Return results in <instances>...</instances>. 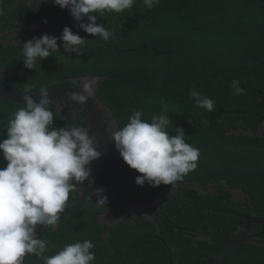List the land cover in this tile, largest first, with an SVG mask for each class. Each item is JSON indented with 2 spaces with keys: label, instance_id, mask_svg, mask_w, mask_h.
<instances>
[{
  "label": "trees",
  "instance_id": "trees-1",
  "mask_svg": "<svg viewBox=\"0 0 264 264\" xmlns=\"http://www.w3.org/2000/svg\"><path fill=\"white\" fill-rule=\"evenodd\" d=\"M10 1L11 5L5 7L7 10L17 0ZM232 6L248 13L246 30L234 41H231L234 23L233 26L227 23L232 19L227 14L233 12ZM43 8L45 17L40 15L43 22L55 29L68 24L62 32L66 35L57 39L63 43L55 42L51 32H46L37 37L36 43L24 48L2 47L7 54L0 53V70L18 74L13 81L7 79V83L18 91L33 93L73 76L106 75L98 96L114 110L121 123L135 121L139 127L131 143L144 141L139 150L145 154L143 160L149 168V176L163 167L166 170L160 185L150 182L149 191L139 197L142 202L151 203L155 197L164 194V200L172 208L164 207L156 218L159 228L150 222L138 224L140 227L134 232L139 234L137 237L161 236L172 252L180 250L171 237V234H178L171 222L189 231L197 230L211 219L214 210L230 211L237 205H228V195L219 188L217 191L221 196H200L190 189H180L168 197V192L182 183L207 187L212 179L218 183L220 180L231 182L258 156L264 162V136L252 139L226 134L235 126L236 115L229 113L250 108L258 102L259 96L251 89L264 93V0H54ZM88 17L93 21L84 26ZM71 20L74 24L70 25ZM93 35L102 36L103 40L92 38L84 47L100 44L107 50V58L96 67L85 63L80 43ZM212 41L216 43H210ZM226 43L242 44L228 46ZM217 46L232 54L231 60H226ZM73 49L81 50L77 53ZM215 53L219 59L226 60L225 66L216 64ZM92 54L98 57L95 48ZM30 62L35 71L43 66L53 70L38 79L32 74L35 71H28ZM263 120L264 107L246 114L242 125L256 132ZM59 122L62 123L60 117L50 105L34 109L0 99V229H4L7 219L20 220L22 211L18 199L22 197L27 203L32 196L26 194L33 190L32 181L38 175L22 161V154L29 145L25 143V136L37 128L41 132L40 143L47 146L42 138L60 128ZM146 168L142 169L143 175ZM259 178H252L253 195H256L255 185ZM132 179L136 180L135 175ZM260 193L264 194V185ZM211 220L218 234L213 239L222 238L218 243L223 251L230 243L236 220L227 215H215ZM22 231L24 229L16 223L14 235L7 240L5 233L0 232L3 238L0 264H7L4 249H8V245L18 251L20 264H32L24 251L29 249L33 255L37 247ZM99 234L100 230L92 224L88 228L78 224L71 231L69 242L79 237L86 241L79 242L76 258L83 252L79 247L86 245L87 249V243H90L87 239L99 241ZM180 239L185 249V261L201 253L196 244L183 236ZM46 242L45 239L40 246H45ZM153 247V254L166 264L165 246L154 241ZM210 248L207 243L203 246L205 252ZM178 258L183 261L180 255ZM242 259L238 256L237 263ZM146 260L148 264L155 261ZM82 261L87 264L115 263L111 255L98 259L86 257V253Z\"/></svg>",
  "mask_w": 264,
  "mask_h": 264
},
{
  "label": "flooded vegetation",
  "instance_id": "flooded-vegetation-1",
  "mask_svg": "<svg viewBox=\"0 0 264 264\" xmlns=\"http://www.w3.org/2000/svg\"><path fill=\"white\" fill-rule=\"evenodd\" d=\"M19 2L20 7L16 12H12L9 15L4 14V16L0 15L1 55L7 54L5 49H21L28 44L35 43H29L28 41L36 38L33 28L43 24L40 10L38 9L40 0H17L14 6ZM9 5H11L10 0H0V11L7 12L8 10L4 8ZM44 32H49V29ZM29 65H31L29 72L36 70L32 68V62ZM41 68L32 73L38 79L45 77L47 71L52 72L53 70V68H46L45 66ZM17 75V73L10 72L7 79H14ZM72 107L75 109L74 128L72 132L66 134L63 140H58L60 141L59 143H53V153L48 155L54 169L34 177L32 181L33 190L26 194V196L30 195L32 197L28 199L27 203L22 197L18 199L19 207L22 211L20 220L15 222L6 218L7 223L3 226L4 229H0V232L5 233L7 240L14 235L16 223L19 224L24 229L22 231L24 236L34 241L37 247L35 255H31L29 249L24 251L26 259L31 260L32 264H40L43 259V264H46L47 261H55V264H74L76 248L84 238L79 237L69 242L70 233L76 229L78 224H83L86 228L92 224L94 228L100 230L99 241L87 239L90 241V246L88 247L92 249L96 246L100 251L105 249L112 256L115 261L114 264H131V261H134L133 264H148L146 259H155L153 264H162L163 259L153 254L155 253L153 243L157 241L163 244L164 238L157 235L137 237L139 234L134 231L137 228L135 221L140 219L139 216L149 215V213L153 212V209L150 208L140 213L142 210H137L135 203H140L142 206L151 204L142 202L139 196L149 191L150 182L155 181L160 185L166 173L165 167L160 171H152L149 176V168H146L145 160H143L145 154L139 150L142 147L140 146V148H134L126 158L115 152L116 159L110 156V159L101 165L93 157L87 158L85 160L86 173L82 178L80 171L76 169L77 161L72 155L68 154V146L75 140L77 133L86 120L87 112L83 111L76 103H73ZM65 128V123H60V128L56 130V133L64 131ZM117 136L120 150L131 148L134 145L139 146L140 143L143 144V140L131 143V138H125L122 133L120 135V129L117 132ZM85 142H93L92 134L88 135ZM93 150L100 153V149L97 146H94ZM111 166L112 172H109ZM144 168L146 169L143 175L142 169ZM133 175H135L136 180L134 184H130L129 178H132ZM82 182L83 184L85 183L83 188H81ZM132 186L133 188L131 189ZM158 197L161 203L156 206L153 212L156 217L163 212L164 207L172 208L168 201H164V194H160ZM254 197L256 206L253 204V210L248 204L239 203L232 212L242 213L251 218H264V198L257 193ZM77 205H80V208L75 213L63 217L46 210H64ZM27 210H30V212ZM230 217H234L236 222L233 225L234 230L233 235L230 237V243L223 251L218 243V241H221V237L213 239L218 237V234L215 232L216 225L214 222L211 223V219L202 224L197 230L192 231H189L186 227L176 225L175 222H171V227L175 233H178L176 236L171 234V237L178 244L176 248L180 250L172 252L168 245L163 244L168 253L166 264H193L201 256H210L213 261L218 260L232 241L238 237L237 230L247 226V221L235 216ZM69 222H71L70 225ZM156 228H159V224ZM41 232H44V234H40ZM249 233L255 236L253 242L242 243L224 259L223 264H264V248L257 246L259 243H264V225L252 223ZM181 236L196 244L201 253L193 259L185 261V249L182 246ZM45 239L47 240L45 246H40ZM1 243H3L2 234L0 235ZM206 243L211 248L205 252L203 246ZM108 244H110L111 249ZM7 247L8 249H4L7 255V264H20L17 257L18 251L10 245ZM79 248H83V246ZM85 253H87V250H85ZM179 255L183 257V261L178 258ZM49 256H51V259H49ZM238 256L243 258L239 263H237ZM201 263L209 264V261L201 258L198 264Z\"/></svg>",
  "mask_w": 264,
  "mask_h": 264
},
{
  "label": "water",
  "instance_id": "water-1",
  "mask_svg": "<svg viewBox=\"0 0 264 264\" xmlns=\"http://www.w3.org/2000/svg\"><path fill=\"white\" fill-rule=\"evenodd\" d=\"M22 1V0H21ZM20 7V2L16 4L12 9L7 12H3L5 15H9L12 12H16ZM1 12V11H0ZM50 27H41V29H35L36 32H39L40 35L46 29ZM29 43H33L34 40H28ZM1 65V61H0ZM9 73L5 70L0 71V99H7L13 101L16 105L25 106L28 108H40L47 104H51L56 112V114L61 118V121L65 123V130L60 133H54L48 136L45 141L46 142H54L59 143L66 136L67 133L72 132L74 128V116L75 109L73 103H76L82 109H85L87 112L86 120L81 126V129L77 133L75 140L69 147V154L72 155L76 161L78 170L81 172V176L83 175L84 163L87 158L93 157V159L97 160L101 165L103 162L110 159V156L116 159L115 152L121 154V156L125 157L129 155L134 148H139V146H133L131 148H124L120 150L118 148V136L117 132H119V124L117 119L114 118L113 112L111 109L106 107L101 99L98 97V89L101 79L103 76L90 77L87 76L82 78L77 95L74 92V89L69 86V83L60 82L52 84V86L45 88L43 90L36 91L33 94L23 93L22 91H18L15 88L11 87L9 83H7V76ZM13 81V79H11ZM262 105L257 107L254 110L261 108ZM92 134L93 142H85L88 138V135ZM235 134H243L250 137H259L252 131H245L241 127L239 130L235 132ZM60 140V141H58ZM97 146L100 149V153H94L93 147ZM78 148H81V152L78 151ZM109 172H112V166L109 169ZM83 181V180H82ZM83 184V182H82ZM85 187V183L81 185V188ZM181 188L191 189L192 191L198 192L200 195H212L219 196L214 189H204L195 183H190L187 185H182ZM179 188L171 191V194H175L178 192ZM237 196V199H241V194L237 192H232ZM155 202V201H154ZM154 202L148 206H142L140 203H135V207L137 210L143 213L146 209H150L154 206ZM251 206L253 205L251 201L248 202ZM80 208V205L74 206L73 208L67 211L60 210H52L55 213L60 214L61 216L70 215L76 212ZM132 210L131 208H129ZM50 210V209H46ZM217 214L220 215H228V216H237L245 221H247V226L245 228H240L238 233L239 236L234 239V241L230 244L227 250L223 253V255L216 261L210 256H201L199 259L195 260L193 264H198V261L201 258H205L209 261V264H223L224 259L232 253L238 246L242 243L252 241L255 237L249 233L250 225L252 223H256L258 225H264V218H251L245 216V214H238L232 211H218ZM111 216V215H110ZM264 245V244H263ZM169 250V248H168ZM170 252V251H169ZM171 256V253H170Z\"/></svg>",
  "mask_w": 264,
  "mask_h": 264
},
{
  "label": "clouds",
  "instance_id": "clouds-1",
  "mask_svg": "<svg viewBox=\"0 0 264 264\" xmlns=\"http://www.w3.org/2000/svg\"><path fill=\"white\" fill-rule=\"evenodd\" d=\"M41 2H40V6L38 7V9L40 10V15H43L44 17H45V14L42 12V8H43V6L44 5H49V4H51L54 0H40ZM71 2V1H70ZM130 2V1H129ZM5 9V8H4ZM44 9V8H43ZM8 10H10V9H8ZM228 14V16H232V19L231 20H229V21H227V23L229 24V25H232L233 26V23H234V21H233V12H229V13H227ZM0 15L1 16H4V14H3V11H1L0 12ZM92 21H93V18H91V17H88V19H86V21H85V23H84V26L85 25H87V24H91L92 23ZM74 24V22L71 20V23H70V25L71 24ZM75 25H77V22L75 23ZM47 27V26H49L50 28H49V32H51V38L55 41V42H57V43H63L62 41H60V40H57V39H59V37H61V36H65L66 35V33L64 32V33H62L63 32V30L64 29H66V26H68V24H64V25H62V26H59L58 28H53V26L51 25V24H47L46 22H43V24L42 25H40V26H37V27H35V28H33V32H34V34H35V39L34 38H32V40H34V42L36 43L37 41H38V36H44L45 35V33L46 32H43V34L42 35H40V33L39 32H36L35 31V29H41V27ZM102 37V36H101ZM100 36H95V35H93V36H87L85 39H83L80 43H81V48L83 49V56H85L84 57V61H85V63L86 64H88V65H91V66H93V67H96V65L98 64V63H101V62H103L106 58H107V50H106V47H105V45L103 46H101L100 44H97V45H93V46H90V47H88L87 48V46H85L84 47V45H85V43H86V41L87 40H92V38H96V39H102ZM103 40V39H102ZM66 43V42H65ZM100 47H102V49H100ZM93 48H95L97 51H98V57H94L93 56V54H92V49ZM81 49H73L72 51L73 52H79ZM87 76H90V77H96V76H103V79H101V81H100V84H99V89H100V86H101V83L103 82V81H105L106 79H107V76L106 75H103V74H101V75H82V76H80V77H69V80H67V81H64V82H66V83H69V86L70 87H72L73 89H74V92H75V94L77 95V91H78V87H79V83H80V81H81V79L82 78H85V77H87ZM56 83H60V82H56ZM53 84H55V83H53ZM50 86H52V84H50ZM50 86H48V87H50ZM48 87H45V88H48ZM45 88H43V89H45ZM43 89H39V90H43ZM99 89H98V91H99ZM39 90H36V91H39ZM255 94H257L258 96H259V100H258V102L255 104V105H253L252 107H250V108H245V109H241L240 111H232V112H230L229 114L230 115H232V114H234V115H236V118H235V122H234V124H235V126L234 127H232L230 130H228L227 132H226V134L228 135V136H241V137H245V138H252V139H257V138H263V136H264V120H263V122L261 123V125H260V127H259V129H258V131H254L252 128H248V129H246V128H244L243 127V125H242V122H243V117L246 115V114H251V113H253V112H256V111H258V110H260V109H262L263 107H264V93H262V92H260V91H256V90H254V89H251ZM35 91V92H36ZM35 92H33V93H35ZM24 93V92H23ZM33 93H28V94H33ZM99 97V96H98ZM100 98V97H99ZM101 99V98H100ZM102 101V100H101ZM103 102V101H102ZM104 103V102H103ZM48 105H50L51 107H52V111L56 114V112H55V110H54V108H53V106L51 105V104H47V105H45V106H43V107H40V108H38V109H42V108H44V107H46V106H48ZM104 105L106 106V107H108L109 109H111L112 110V112H113V116H114V118L115 119H117V122H118V124H119V128L118 129H120V135H121V133L123 134V135H125V136H127L128 137V135H131L132 137H133V133L135 132V130H138L139 129V127L137 126V124H135V121L133 122V123H130V124H128V123H126V122H124V123H121L119 120H118V118L116 117V115H115V113H114V110L112 109V108H110L109 106H107L105 103H104ZM260 105H262L261 106V108H259V109H257V110H254V109H256L257 107H259ZM25 107V106H24ZM81 108V107H80ZM34 109H36V108H34ZM82 109V108H81ZM83 111H86L85 109H82ZM128 117H129V115H128ZM236 127V128H235ZM239 127H241L243 130H245V131H252L253 133H255L256 135H258L259 137H255V138H253V137H250V136H247V135H243V134H235V132H237L238 130H239ZM56 131H54V132H48L43 138H42V142L45 144V145H47V146H43L41 143H40V141H39V138H40V131H38L37 130V139H36V141L35 140H28V141H26L25 143H27V144H29L27 147H26V149H25V151L23 152V154H22V161H23V163H26L27 164V166L29 167V162L31 161V159L32 158H34L33 157V155H37L36 156V158H34L35 159V162L39 165V167L41 168V170L39 171V172H37L38 173V175H41V173H44L45 171L46 172H48V171H50V170H53L54 168H53V166H52V164L50 163V161H49V158H48V155L49 154H51V153H53V149H54V147H53V143L54 142H46L45 141V139L48 137V136H50V135H52V134H54ZM118 139V138H117ZM143 144H144V141H143ZM142 143H140V146H142L143 145ZM140 146H139V148H140ZM70 147V144H69V146H68V148ZM137 149V148H136ZM78 151L79 152H81V148H78ZM94 151V153H97V152H95V150H93ZM131 153V152H130ZM69 154V153H68ZM69 156V155H68ZM71 156V155H70ZM260 157L261 156H258L256 159H254L253 161H251V162H249L244 168H243V170L239 173V175H237L231 182H228V181H226V180H220V182L218 183L217 181H216V179H212L211 181H209V183H210V186H207V187H203V186H201V185H199L198 183H195V184H197V185H199L201 188H204V189H214L217 193H219L220 195L219 196H221L222 194L220 193V192H218L217 191V188H219V189H223V192L224 193H226L227 195H228V198L226 199L227 200V204L228 205H230L231 207H233L234 205H237V204H239V203H246V204H248L251 208H252V210L254 209V205H255V202H254V199H255V197H254V195L252 194V190H251V184H252V178L254 177V176H258V177H260L257 181H256V185H255V193H257V194H259V195H261L263 198H264V194H261L260 193V188L262 187V185H264V162H262L261 160H260ZM74 158V157H73ZM75 159V158H74ZM125 159V158H124ZM123 159V160H124ZM194 159V158H193ZM95 160V159H94ZM212 160H215V159H212ZM211 160V161H212ZM67 161H68V158H67ZM79 162L77 161V164H78ZM9 164H11V162L9 163ZM198 168H199V166L197 167V170H198ZM76 169L78 170V168L76 167ZM84 169H85V171H84V173H83V175L81 176L82 178L85 176V173H86V167H85V163H84ZM80 171V170H79ZM81 173V172H80ZM129 183L130 184H134L135 183V180H133L132 178H129ZM187 184H190V183H182V184H180L178 187H176V188H179V190H178V192L180 191V189H187V188H181V186L182 185H187ZM176 188H174V189H176ZM173 189V190H174ZM173 190H171V191H173ZM191 190V189H190ZM171 191H169L168 192V197H171V196H173V195H175L176 193H178V192H176L175 194H171ZM237 192V193H240L241 194V199L239 200V199H237V196L235 195V194H233L232 192ZM252 191V192H251ZM196 192V191H195ZM198 193V192H197ZM199 194V193H198ZM200 195V194H199ZM200 196H204V195H200ZM207 196H209V195H207ZM215 196H217V195H215ZM155 201V202H154ZM164 201H166V200H164ZM249 201H251L252 202V204H254V205H250L248 202ZM153 202H154V206L152 207V209H153V212H154V210H155V208H156V206L159 204V203H161V200H160V198L159 197H155L154 198V200H153ZM153 202H151V204L153 203ZM256 206V205H255ZM71 208H73V207H70L69 209H71ZM69 209H64V210H60V209H50V210H48V211H50V212H52V213H54V214H58V213H55V212H53L52 210H60V211H67V210H69ZM244 210V209H243ZM218 211L220 212V211H223V210H214L213 212H212V217H211V219L215 216V215H220V214H217L218 213ZM227 211H229V210H227ZM230 211H232V210H230ZM153 212L150 214L149 213V215H145V216H139V218L140 219H137L136 221H135V226L136 227H140V226H142V225H144V224H146V223H150V222H152V223H154V225H158V223H156V216H154V214H153ZM223 212H225V211H223ZM75 213V212H74ZM73 214V213H72ZM238 214H240V213H238ZM263 214H264V209H263ZM58 215H60V214H58ZM224 215V214H223ZM61 216V215H60ZM65 216H67V215H65ZM153 216V217H152ZM63 217V216H62ZM235 217H237V216H235ZM257 218H259V217H257ZM260 218H263V217H260ZM138 224H140V226H137ZM238 231L239 230H237V234H238V236H239V233H238ZM88 241V240H87ZM234 241V240H233ZM232 241V242H233ZM86 242V241H85ZM88 242H90V241H88ZM252 242H253V239H252ZM163 244H165V245H167L165 242H163ZM264 243H259V244H257V246H260V247H262V248H264V245H263ZM85 246L86 245H84V248H80L81 250H83V252H82V255L79 257V258H76V260L74 261V264H87V263H83V261H82V256H83V254H85V250H87V253H86V257H95V258H98L99 259V257H102V256H108L109 255V253H108V251H106L105 249L104 250H102V251H100L99 249H97V247L96 246H94L92 249L90 248V247H88V246H90V243H87V249L85 248ZM108 246H109V248H110V244H108ZM230 246V245H229ZM111 249V248H110ZM92 251V252H91ZM77 254V253H76ZM33 255H35V254H33ZM46 264H55V261H47V263Z\"/></svg>",
  "mask_w": 264,
  "mask_h": 264
},
{
  "label": "rangeland",
  "instance_id": "rangeland-1",
  "mask_svg": "<svg viewBox=\"0 0 264 264\" xmlns=\"http://www.w3.org/2000/svg\"><path fill=\"white\" fill-rule=\"evenodd\" d=\"M233 11V21H234V31L231 35V41H234L237 39L238 35L240 34L241 31L246 30V25L248 22V13L243 12V11H239L236 9L235 6H232L230 8ZM172 32V30H171ZM210 43H216L214 41L210 42ZM235 44H242V43H226V45L231 46V45H235ZM208 49V45L206 47V50ZM218 51L220 52V54L222 56H224V58H226V60H231L232 58V54L228 53L227 50L223 49L220 46H217ZM205 50V51H206ZM240 50V48L238 50H235L233 52V54H236L238 51ZM216 57V64L220 67H223L226 65V60H221L218 58V53L214 54ZM205 58V53H204V57ZM133 135H135V132L133 133ZM128 138H132L131 135H128ZM35 140L37 139V128H34L28 135L25 136V142L28 140ZM37 155H33L34 158H36ZM32 158L31 161L29 162V168L33 171V172H39L41 170V168L39 167V165L35 162V159Z\"/></svg>",
  "mask_w": 264,
  "mask_h": 264
}]
</instances>
